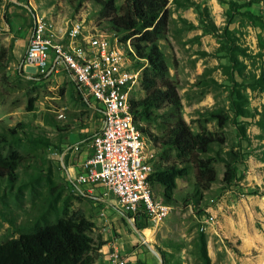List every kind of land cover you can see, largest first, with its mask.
<instances>
[{
  "label": "rangeland",
  "instance_id": "obj_1",
  "mask_svg": "<svg viewBox=\"0 0 264 264\" xmlns=\"http://www.w3.org/2000/svg\"><path fill=\"white\" fill-rule=\"evenodd\" d=\"M168 8L159 48L181 99L180 115L212 139V150L202 156L210 158L217 180L196 192L197 170L190 167L177 180L163 222L141 219L137 227L113 212L102 217L101 206L77 191L53 153L75 143L85 147L101 127L98 109L66 75L37 78L21 68L34 22L56 30L63 18L113 36L106 11L96 0H0V51L6 50L0 58V139L12 138L0 153L17 150L25 157L16 182L0 180V242L80 210L95 225L92 236L107 242L92 264H109L113 245L139 232L166 264H202V238L212 264H264V0H170ZM14 52L22 56L15 60ZM143 124L160 132V120ZM153 191L162 200L164 189L156 184Z\"/></svg>",
  "mask_w": 264,
  "mask_h": 264
},
{
  "label": "trees",
  "instance_id": "obj_2",
  "mask_svg": "<svg viewBox=\"0 0 264 264\" xmlns=\"http://www.w3.org/2000/svg\"><path fill=\"white\" fill-rule=\"evenodd\" d=\"M96 1L107 13L104 17L110 33L124 44L131 40L138 57L136 65L144 68L140 90L145 92V96L132 98L131 111L143 134L156 148L157 161L150 178L152 187L156 184L161 186L164 189L162 201L171 203L177 180L184 178L193 167L197 170L195 191L209 190L217 175L210 158L205 161L202 155L212 150V139L205 132H194L180 115L181 99L171 81L165 54L159 48V41L168 28L170 0H124L121 5H117L116 0ZM173 3L179 4V0H173ZM4 55L6 50L1 49L0 58ZM12 58L8 56L7 60ZM77 92L81 96L80 91ZM164 105L167 110L160 113L159 109ZM159 120L160 132L157 134L143 124L151 126ZM54 127L66 133L65 128L57 124ZM26 131V127L22 129V133ZM11 141V137L1 138L0 146L4 147ZM158 158L164 163H158ZM24 160L25 157L17 150L0 153L2 183L5 181L12 185L17 181V171ZM94 227L79 210L69 217L0 242V264H92L94 256H98L106 244L100 236H92ZM139 229L142 230L141 227ZM199 255L202 264H212L203 238ZM163 263L166 264L165 260Z\"/></svg>",
  "mask_w": 264,
  "mask_h": 264
},
{
  "label": "built area",
  "instance_id": "obj_3",
  "mask_svg": "<svg viewBox=\"0 0 264 264\" xmlns=\"http://www.w3.org/2000/svg\"><path fill=\"white\" fill-rule=\"evenodd\" d=\"M59 20V33H69L68 42H53L51 26L34 22L21 68L37 78L66 75L83 98L91 99L102 116V124L87 143L83 159L77 157L82 154L79 143L64 147L62 153H53L73 186L87 191V196L101 206L102 217L113 212L132 226L141 219L162 223L171 208L146 200L145 190L151 189L150 177L155 169H150L151 158L140 140L128 136V118L122 113L121 94L134 75V65L119 56V48L118 54H111V39L116 36L94 37V29L85 24ZM63 47L91 59V68L67 64L62 57ZM108 258L109 264H126L118 243Z\"/></svg>",
  "mask_w": 264,
  "mask_h": 264
},
{
  "label": "bare ground",
  "instance_id": "obj_4",
  "mask_svg": "<svg viewBox=\"0 0 264 264\" xmlns=\"http://www.w3.org/2000/svg\"><path fill=\"white\" fill-rule=\"evenodd\" d=\"M37 22H42V20H38ZM44 24L47 26L45 22ZM78 24L81 23L78 22ZM52 37L53 42H68L69 33H59V28L56 30L52 29ZM94 37L108 38V34L104 32H99L95 29ZM118 48L119 56L126 57L128 64L134 65V75H131V78L127 80L126 90H123L121 94L122 113L124 117L128 118V136L140 140L141 146H144L146 148V153L149 155V158H151L150 169H154V163L157 159L156 148L149 141L150 139H148L147 136L143 134L142 130L136 123L134 115L131 111L132 98L134 97V94L141 88L143 75L142 73L144 68L138 67V65H136L138 57L133 46L131 45V40L124 44L120 42L117 37L116 39H111V54H118ZM62 57L67 62V64H74L75 66H78V68H91V59H84L79 52H74L71 47H63ZM150 185L151 189L145 190L146 200H154V202H158L161 206H167L172 208L170 205L164 203L161 199L155 198L151 181ZM77 191L82 194L85 192V190L78 188Z\"/></svg>",
  "mask_w": 264,
  "mask_h": 264
},
{
  "label": "crops",
  "instance_id": "obj_5",
  "mask_svg": "<svg viewBox=\"0 0 264 264\" xmlns=\"http://www.w3.org/2000/svg\"><path fill=\"white\" fill-rule=\"evenodd\" d=\"M19 41H22V40H19ZM22 42L25 43V40ZM27 43L28 41H26V44H25L26 47L24 46L25 50H24L23 55L25 54ZM14 50H15V47H14ZM14 55H15V60H17L20 56H22V53L19 55V57L16 56L15 52H14ZM83 149H85V151L82 152L80 159H83L84 157H86L87 149H88L87 144L85 147H83ZM145 230L146 229H144L142 232L146 233ZM106 246H107V242L103 247H106ZM154 247H155L154 244H152L150 240H146L140 234V232L137 234H132L129 236L126 235V237H122V241L120 243V249L122 250L124 254V259H125L126 264H163L162 258L160 257V255L157 254Z\"/></svg>",
  "mask_w": 264,
  "mask_h": 264
}]
</instances>
